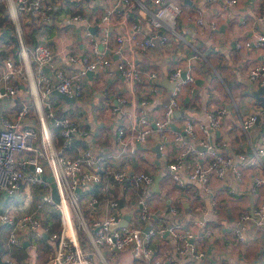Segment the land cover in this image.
<instances>
[{"label":"built area","instance_id":"2783aa9c","mask_svg":"<svg viewBox=\"0 0 264 264\" xmlns=\"http://www.w3.org/2000/svg\"><path fill=\"white\" fill-rule=\"evenodd\" d=\"M225 1L232 4L238 0ZM9 4L18 45L14 50L8 46L7 55L0 61V100L14 101L20 98L21 90H25V96L20 107L3 108L5 112L1 116L0 197L11 202L23 189V184L30 192L32 187L36 188L39 196L29 210L19 199L15 206L12 203L0 206V225L8 228V244L23 247L24 241L29 240V245L34 246L38 240L48 239L54 253L41 264H113L112 255L121 251L130 252V259L123 264H194L201 261L205 257L203 241L193 225L181 221L175 204L169 205L174 220L144 228L158 217L152 205L153 172L127 165L110 164L108 167L105 160H120L126 154L135 153L140 143L146 144L153 132L165 137L170 131L180 142V150L171 154L163 142L159 147L167 158L173 180L181 186L198 182L203 192L213 194L212 175L226 179L234 174L241 179L245 169L264 163V134L260 145H252L248 151L223 149L221 146L226 142L216 144L210 134L220 125L224 107L210 113V122L202 127L204 137L200 141L194 140L196 131L192 120H187L182 129H176L173 123L181 104L179 93L185 87L189 92L195 89L194 74L187 71L183 75L182 67L176 66L170 73L175 84L160 117L132 112L131 122L117 128L116 149L100 156L94 147L83 145L72 155L74 141L84 140L90 134V130L79 123L84 107L53 96L57 87L77 99L84 98L87 92L83 79L88 70L113 73L117 69L135 82L141 80L140 58L137 55L127 57L125 46L152 48L156 38L169 39L177 31V16L184 11L183 3L178 0H9ZM74 5L76 9L69 11V6ZM136 6L150 9L149 23L131 17ZM258 14L264 19V4ZM197 20L204 21L199 13ZM211 23L214 27V21ZM93 25H96L95 31L91 28ZM34 26L37 27L32 36L35 45H31L25 34ZM50 26L58 28L62 34H67L70 28L82 33L85 43L90 38V48L87 45L82 46V50L73 46L66 48L63 61H59L49 40ZM78 38L84 45L82 38ZM252 45L264 48V33L237 42L238 47ZM113 54L118 58L114 59ZM150 73L156 76L155 71ZM246 74L252 86L261 90L264 60L249 65ZM53 76L57 78L56 83ZM259 98L254 102L257 110L241 116L244 130L254 126L263 114ZM118 100V104L111 107L112 112L129 110L124 106L125 96ZM141 102L147 103V98ZM61 109H65L62 114L59 113ZM254 181L257 186L264 183L263 171L254 175ZM53 184L59 201L53 196ZM115 185L133 191L128 203L122 205L113 193ZM99 206L105 211L103 215L98 213ZM45 208L56 216V226L43 220ZM124 214L129 215L127 224L123 223ZM251 220L264 227V197L252 211L240 214L234 226L239 241L246 242L244 231ZM207 222L204 217L198 219L195 226ZM156 238L170 243L167 255L156 252L153 244ZM3 258L8 264H15L11 257L3 255Z\"/></svg>","mask_w":264,"mask_h":264},{"label":"crops","instance_id":"0c3cea01","mask_svg":"<svg viewBox=\"0 0 264 264\" xmlns=\"http://www.w3.org/2000/svg\"><path fill=\"white\" fill-rule=\"evenodd\" d=\"M178 1L183 3L184 11L177 16V31L169 39L161 41L156 38L152 48L125 46L127 57L137 55L140 58L141 80L135 82L117 69L113 73H106L105 70L87 71L83 79L86 96L79 97L74 102L77 107H84L81 108L83 115L79 116V123L88 128L90 134L82 143L76 144L71 150L72 155H76L78 148L84 144L94 147L100 156L108 150L116 149L117 128L131 122L132 112L160 117L175 84L170 73L176 66L182 67L183 74L190 71L195 76L194 91L189 92V88L185 87L179 93L181 104L176 109L173 123L176 129H182L187 120H192L196 131L194 140L200 141L204 137L202 127L210 122V113L224 107L220 125L214 127L210 134L216 144L226 142L221 147L228 152L248 151L252 145H260L264 134V102L259 98L261 90L252 86L246 71L249 65L264 60V48L258 45L238 47L237 42L240 39H251L257 33H264V19L258 14L264 0H238L232 4L225 0H191L190 3L186 0ZM198 13L203 16V22L197 20ZM131 17L147 24L150 21V9L136 6ZM212 21L215 23L214 27ZM49 35L59 61H63L66 48L73 46L82 50V46H91L90 38L85 43L82 33H75L71 28L67 34H62L58 28L50 26ZM78 37L82 38L84 45ZM29 39L33 40V37ZM31 40L29 43L35 45ZM113 58H118V55L113 54ZM151 71L156 72L155 77L151 75ZM50 73L53 75L52 71ZM53 81L57 82L55 76ZM23 96L25 90L20 91L18 100ZM53 96L57 100L62 99L54 92ZM120 96L127 98L124 106L129 110L116 114L111 107L118 104ZM143 98H147V103L141 102ZM257 98L262 102L263 114L254 126L244 130L240 123L241 116L257 110L254 104ZM17 107L13 100H0V129L1 116L5 112L3 108L12 110ZM64 111L65 109H61L59 113ZM160 142L165 144L171 154L180 150V142L175 134L169 131L165 137H161L158 132H153L146 144H139L135 153L126 154L116 161L111 158L105 160L108 167H111L110 164L117 167L127 165L133 169L150 170L155 175L152 205L158 217L144 228L174 220L169 211L172 203L178 207L181 221L193 225L203 241L205 257L194 264H264V227L253 220L247 222L244 231L246 242L239 241L234 231L240 214L252 211L264 197V183L257 186L254 181L255 174L262 171L264 173V163L245 169L241 179L234 174L228 175L226 179L212 175L213 194H207L202 191V185L198 182H187V185L181 186L173 180L167 158L159 147ZM22 187L11 202L5 198L4 204L12 203L15 206L14 203L19 199L26 210L32 209L39 196L38 191L34 187L31 192L27 191L29 187L26 184ZM98 192L101 193L100 190ZM113 193L120 198L122 205L128 203L133 196V191L122 185H115ZM98 213H105L103 207H98ZM43 214L45 222L56 226L57 218L51 215L48 208L44 209ZM123 217H128L129 220L128 214ZM204 217L208 220L207 224L195 226V222ZM7 238L8 229L0 225V242L6 250L4 255L11 257L15 264H41L54 253L51 242L42 239L37 244L35 242L34 246H23L25 255L22 257L20 252L22 254L23 249L10 246ZM153 244L158 255L168 254L169 242L156 238ZM43 249L48 252L44 253ZM129 259V251L115 252L112 255L113 264H123Z\"/></svg>","mask_w":264,"mask_h":264},{"label":"trees","instance_id":"16d2710c","mask_svg":"<svg viewBox=\"0 0 264 264\" xmlns=\"http://www.w3.org/2000/svg\"><path fill=\"white\" fill-rule=\"evenodd\" d=\"M13 29H14V24H13V21L11 20L10 13L8 12L6 5L1 2V4H0V61H2L3 58L7 55V52H8L7 47L8 46H10V49L14 50V48L17 47V45H18V38H17V35ZM36 29H37L36 26L32 27V30L29 33L30 38H32V36L34 37V32ZM31 41L33 43L34 38ZM18 99L19 98H16V100L14 99V103L16 104V106L19 107V105H21V100H18ZM82 141L83 140H75L72 149L77 146L76 144L78 142L82 143ZM84 145H86V144H84ZM98 191L99 190H97V193L99 195H101V193H99ZM0 246H2L0 248V264H8L7 261L3 258V255L6 253V250L3 248L2 242H0ZM18 248L23 249L22 254L20 252V255H22V257H23L25 255L24 248L23 247H18ZM18 257H19V255H18Z\"/></svg>","mask_w":264,"mask_h":264},{"label":"water","instance_id":"95a60500","mask_svg":"<svg viewBox=\"0 0 264 264\" xmlns=\"http://www.w3.org/2000/svg\"><path fill=\"white\" fill-rule=\"evenodd\" d=\"M186 2L190 3L191 0H186ZM91 28H92L93 31H95L96 30V25L91 26ZM44 68L47 71L51 72V69H50L49 66L45 65ZM183 75H185V73ZM53 92L55 94H57L58 96H60L61 98H64L66 101H69V102L76 101V99H77L75 95H69L68 93L59 90L57 87L53 90ZM261 92H262V95L260 96V99L264 102V86L261 88ZM49 179H52L51 176H49ZM53 196H54L56 201H59L58 193H57V189L55 187V184H53ZM5 202H6V199L4 197H0V206H2ZM127 220H128V217H127V219H125L123 221V223L127 224ZM29 243H30L29 240H25L24 241V246H28Z\"/></svg>","mask_w":264,"mask_h":264},{"label":"rangeland","instance_id":"374dc122","mask_svg":"<svg viewBox=\"0 0 264 264\" xmlns=\"http://www.w3.org/2000/svg\"><path fill=\"white\" fill-rule=\"evenodd\" d=\"M1 2L6 5L7 10L10 13L11 20L13 21V24H14V20H13V16H12V12H11V7H10V4H9V0H0V4H1ZM74 9H76V6L75 5L74 6H69V8H68L69 11H73ZM178 21H179V17H178ZM29 33H30V31H27V35L25 34L26 40H28V42H29V38H30V34ZM15 49H16V47H15ZM36 244H37V242H36ZM43 251H44V253H47L48 252L47 250H44V249H43Z\"/></svg>","mask_w":264,"mask_h":264}]
</instances>
